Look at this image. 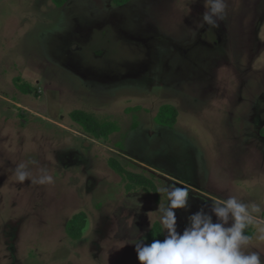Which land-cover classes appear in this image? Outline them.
<instances>
[{"label":"rangeland","instance_id":"obj_1","mask_svg":"<svg viewBox=\"0 0 264 264\" xmlns=\"http://www.w3.org/2000/svg\"><path fill=\"white\" fill-rule=\"evenodd\" d=\"M204 11V0H0V264H139L135 243L167 203L158 190L177 181L195 187L178 232L235 196L261 208L246 233L264 256V0H227L219 28L197 29ZM164 105L173 127L154 122ZM74 111L119 132L96 141ZM20 163L54 182L18 183Z\"/></svg>","mask_w":264,"mask_h":264},{"label":"clouds","instance_id":"obj_2","mask_svg":"<svg viewBox=\"0 0 264 264\" xmlns=\"http://www.w3.org/2000/svg\"><path fill=\"white\" fill-rule=\"evenodd\" d=\"M204 6L197 29L205 25L219 28V22L226 18L227 0H204ZM13 175L20 184L25 181L39 185L54 182L46 168H40V175L33 177L25 163L18 164ZM158 193L167 199L166 205H159L156 212L166 235L163 240L145 243L146 238H142L135 243L139 264H264V256L249 250L253 237L246 233V229L256 223L253 213L261 211L258 205L245 204L230 196L208 205L211 214L201 207L188 218V225L181 233L177 230L176 210H187L189 191L172 185L160 187ZM213 216L217 218L216 222ZM230 220L231 226H228ZM259 239L264 240V234Z\"/></svg>","mask_w":264,"mask_h":264},{"label":"trees","instance_id":"obj_3","mask_svg":"<svg viewBox=\"0 0 264 264\" xmlns=\"http://www.w3.org/2000/svg\"><path fill=\"white\" fill-rule=\"evenodd\" d=\"M69 0H53L57 7H61ZM131 0H113L114 4L121 7L129 3ZM71 119L75 122L85 133L91 135L97 140H108L109 137L119 132V127L116 123L109 121H100L94 115L83 112L74 111L70 114ZM177 110L169 105L160 107L154 122L160 126L173 127L176 123ZM112 168L119 174L123 170L111 163ZM85 225L84 214L74 216L66 225V233L73 240H79L82 236V229ZM153 239H164L162 228L158 222L154 223L152 229L149 231L146 243H151Z\"/></svg>","mask_w":264,"mask_h":264},{"label":"crops","instance_id":"obj_4","mask_svg":"<svg viewBox=\"0 0 264 264\" xmlns=\"http://www.w3.org/2000/svg\"><path fill=\"white\" fill-rule=\"evenodd\" d=\"M44 1V0H43ZM53 1V0H52ZM70 1V0H69ZM67 2L66 4H64L63 6H65V5H70L72 2H73V0L71 1V2ZM132 1V0H131ZM131 1L129 2V3H127L126 5H124V7L123 6H121L122 8H124V9H126L129 5H130V3H131ZM134 1V0H133ZM63 6H61V7H63ZM57 7V6H56ZM61 7H58V8H61ZM98 49H101V48H98ZM101 51H103V52H101ZM98 54H97V56L99 55V57H102V56H104V54L106 53V51L105 50H103V49H101V50H99L98 52H97ZM175 186H177V187H183V188H186V189H188L187 187H190L191 189V192L193 191L192 190V188H195L194 186H192V185H189V184H185V183H183V182H181V181H177V182H174L173 183ZM197 189V188H196Z\"/></svg>","mask_w":264,"mask_h":264},{"label":"flooded vegetation","instance_id":"obj_5","mask_svg":"<svg viewBox=\"0 0 264 264\" xmlns=\"http://www.w3.org/2000/svg\"><path fill=\"white\" fill-rule=\"evenodd\" d=\"M101 48V47H100ZM98 51H95V56H97V53ZM101 52H103V51H101ZM71 118V117H70ZM72 120V119H71ZM73 123H75V122H73ZM76 124V123H75ZM77 125V124H76ZM78 126V125H77ZM79 127V126H78ZM80 128V127H79ZM81 129V128H80ZM82 130V129H81ZM83 133H85L84 131H82ZM86 135H88V136H90V137H92L91 135H89V134H87V133H85ZM115 134V133H114ZM93 138V137H92ZM94 140H96V141H99V140H97V139H95V138H93ZM80 214H82V213H80ZM82 237V236H81Z\"/></svg>","mask_w":264,"mask_h":264}]
</instances>
